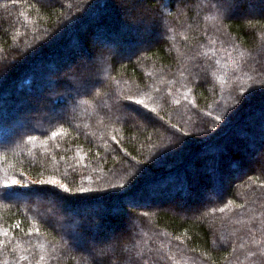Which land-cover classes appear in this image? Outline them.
<instances>
[{
  "label": "trees",
  "instance_id": "obj_1",
  "mask_svg": "<svg viewBox=\"0 0 264 264\" xmlns=\"http://www.w3.org/2000/svg\"><path fill=\"white\" fill-rule=\"evenodd\" d=\"M145 2L149 12L121 18L117 10L115 17L104 16L110 0H0V55L13 57L9 70L0 64V115L9 86L21 81L32 90L35 78L63 65L54 60L62 46L87 44L78 37L87 27L101 22L99 34L125 46L143 41L138 30L146 27L162 37L129 57L104 54L101 66L78 77L84 92L67 100L46 87V99L67 112L46 121L37 116L40 126L18 129L11 139L0 136V264H264V168L257 163V170L229 180L222 195L198 203L191 214L168 206L136 210V230L117 234L135 240L105 242L93 248V256L89 251L95 229L112 224L104 221L109 208L120 209L122 201L112 200L122 197L126 204L177 194L163 195L161 188L150 198L136 193L164 176L166 183H157L181 187L174 180L200 148L222 141L256 108L264 110V0L250 1L254 11L242 15L229 10L226 0ZM116 21L128 29L115 30ZM94 73L106 88L93 83ZM60 85L63 92L77 87L67 78ZM2 119L0 135L7 123ZM218 167L210 183L223 189ZM198 169L192 185L188 179L183 184L182 197L199 194ZM27 178L34 182L24 185ZM10 194H36L39 200L48 194L57 209L51 215L49 201ZM64 204L72 211L108 207L101 215L73 217Z\"/></svg>",
  "mask_w": 264,
  "mask_h": 264
},
{
  "label": "rangeland",
  "instance_id": "obj_2",
  "mask_svg": "<svg viewBox=\"0 0 264 264\" xmlns=\"http://www.w3.org/2000/svg\"><path fill=\"white\" fill-rule=\"evenodd\" d=\"M46 4H52L53 2H59L61 0H42ZM250 1H256V0H226V4L228 6L229 10L238 11L240 14H246L253 12L254 3ZM111 4L109 10L104 12V16H108V14H111L114 16L115 11L117 10L119 17L121 18L130 15H133L134 18H139L140 15H144V11H148V6H146L145 0H110ZM163 10H166V6L162 7ZM262 11H264V7H261ZM147 12V13H148ZM167 13V11H166ZM117 14V13H116ZM115 17V16H114ZM117 17V16H116ZM151 20L150 24H153V19L150 15L149 21ZM100 23H96L95 26H90L81 32H79L80 40L82 38L83 43L87 44H79L78 47L74 48V43L65 44L62 46L60 52L58 55L54 57V60H60L63 61V65L55 68H50V71L47 75H44V77L40 74L37 78H35L36 84L34 85L32 90H29L26 86L23 85L21 81L17 83H13L12 86H9L8 90V99L6 102V105L4 106V110L1 113L0 117L2 119V123H4L2 126L6 127V129L3 131V133L0 136H3L4 140H8L13 138L16 135V131L18 129H22L28 126H32L34 124L36 127L40 126L41 123L39 120L36 119L37 116L43 117L46 121V116H60L64 115L66 111L65 105L59 104L58 107L54 105V101H49L46 95H50L49 93H45L46 87L51 89V96H60L62 93L64 94L65 100H67L70 96H75L77 93L84 92L85 89L82 88L80 84H78V77L84 76L88 77L90 74V70H92L93 66L98 63L102 64L103 61V55L104 54H110L115 57H129L134 52H137L140 50V48L144 47L146 44H150L154 42L155 40L161 39V34L154 32L151 28L146 27L145 29L138 30L139 33L142 34L143 41L139 40L138 42L130 45L125 46L120 43L113 44L111 40L107 41L105 38L99 34L98 26H100ZM118 24V26H117ZM123 25V26H122ZM113 27H115V30L118 29L123 31V28L126 30L128 29L126 26H124V23L116 21V24L113 23ZM137 31V32H138ZM109 35V34H108ZM110 36V35H109ZM122 36V35H121ZM124 36V35H123ZM122 36V37H123ZM258 36L260 38L263 37V33H258ZM84 38V39H83ZM85 40V41H84ZM15 45L19 44L15 43ZM254 47H258L259 42L257 41V44H254ZM18 47H16L17 51L19 50ZM253 47V49H254ZM84 49L85 53L82 50ZM78 51V56L75 57L71 62H69V59L73 57V54H75L74 51ZM23 51L20 50L19 53L21 54ZM81 53V54H80ZM66 55V60L64 59ZM21 56V55H20ZM13 57L8 56L5 54L0 55V64L5 63V66L10 68L12 66ZM49 59L47 60V62ZM47 64V63H45ZM45 68H48L47 66H44ZM49 69V68H48ZM1 76V75H0ZM91 80H93V83H96L99 81L101 83L100 85L103 88H106V85L100 81L101 77L99 73H94L91 76ZM61 78H67L70 80H73L75 89L66 90L65 92L60 91L61 85H60V79ZM90 80V81H91ZM77 82V84H75ZM92 82V81H91ZM59 90V91H58ZM87 90V89H86ZM57 92V93H56ZM86 92V91H85ZM89 92V90L87 91ZM34 94L35 97L33 100H31L32 104L30 106L26 105V102L29 101L30 96ZM90 94V93H89ZM57 96V97H58ZM90 96H93L91 94ZM94 97V96H93ZM68 103V102H66ZM28 106V107H27ZM264 111L262 107L260 109H255L252 111L251 114H248L244 116L241 120L242 123L238 124V126L235 128V130H232L229 132V134L224 136L223 140L219 142L212 143L209 145L208 148H200L199 150L201 152H198L197 156L194 157L193 163L190 165L189 169L184 172L180 173L177 178H175L174 181H178L179 183H182L181 187L179 185H176V183L172 186L169 184L167 187L164 185H161L162 181H165L166 183V177L157 178L156 180L150 181L146 183L144 188L142 187L141 191L143 192H137L136 194L140 195V197L149 196L152 191H157L160 189L159 192H163L162 194L167 192L169 190L172 193H177V197L172 200H165V201H150L149 199L143 200L141 202L136 203H126L124 200H122V197L115 198L112 200L114 201H122L118 203L117 207H120V209L115 208H109V214L104 217V221L106 223L107 220L112 222L110 225H102L103 230L95 229L94 237L92 236L89 241L91 245V249H89L91 255H94V250L96 246L104 245L105 242L113 243L114 245L120 241L121 239L124 241H132L135 240V236H129V238L120 237L117 234L121 231H129V235H132V230L134 227H137L138 221L135 218L136 210H154L156 208H161L163 206H168L171 208V210H176V212H182L185 214H191L192 211L195 209L198 203H205L210 199H216L218 196L222 195L225 191V189L229 186V180H234L237 178H240L244 173L250 171V170H257L256 163L259 165V168H264V114H262ZM42 113V114H41ZM141 116V119H143V116ZM144 120V119H143ZM9 123V124H8ZM245 129L248 132H243L241 129ZM226 138V139H225ZM2 138H0V142L3 141ZM217 143V144H216ZM201 147V145H199ZM226 147V148H225ZM225 149V151L223 150ZM184 153V152H183ZM186 153L183 154V156ZM179 155H182V152L179 153ZM182 157V156H181ZM220 157V159H219ZM219 160V164H217ZM235 161L238 165H242L243 167L239 168L237 165H234ZM241 163V164H240ZM195 165V166H193ZM217 165H219V169H221V185L223 189H218L215 184H211L212 182V170H217ZM198 186L196 187V191L198 190L199 194H196L197 197H195L193 200H188V198H184L181 196V191L184 189L183 184H186V179H188L189 183L192 185L193 180H196V176L194 174V170L196 167L198 168ZM206 166V167H205ZM192 172V174H191ZM214 178V177H213ZM28 179V181H27ZM23 184H27L28 182L33 183L34 179L27 178ZM162 179V180H160ZM190 179V180H189ZM160 180L161 182L157 183V181ZM220 180V181H221ZM173 181V183H174ZM16 185H20L21 181H16ZM27 182V183H26ZM208 182V183H207ZM178 183V184H179ZM157 185V186H155ZM157 189V190H156ZM142 193L144 194L142 196ZM135 194V193H134ZM157 194V193H156ZM154 195L152 198H157L158 195ZM138 195V196H139ZM166 195V194H165ZM9 197L11 199H20L26 198V199H34V202H43L44 200L49 201V205L52 207V210H50L49 214L53 215V211L56 210L55 202H57L55 197H52L48 194H44L40 196V200L38 199L36 194H30L28 196L18 195V194H10ZM39 200H37V199ZM150 198V196H149ZM151 198V199H152ZM36 199V200H35ZM121 199V200H119ZM52 200V201H51ZM94 200V199H91ZM109 203V202H108ZM117 204V203H116ZM124 204L127 206L124 207ZM105 206V205H104ZM103 205L101 206H92L93 208L85 209L86 212H97L98 214H103L106 209ZM65 211L67 210L73 217L80 216L79 214H85V211H72L70 207H68L67 204L63 205ZM52 211V212H51ZM112 216V217H111ZM85 217V216H84ZM114 219V220H112ZM97 220V219H96ZM100 220V219H98ZM88 224V222H87ZM79 226V225H78ZM59 228H64V225H60ZM120 229H122L120 231ZM136 230V229H134ZM118 236V238H117ZM85 238V237H84ZM83 238V239H84ZM88 239V238H87ZM116 240V241H115ZM123 244V246H124ZM122 246V247H123ZM114 251L115 248L113 249ZM125 251V249H123ZM113 264H123L120 261H110Z\"/></svg>",
  "mask_w": 264,
  "mask_h": 264
},
{
  "label": "bare ground",
  "instance_id": "obj_3",
  "mask_svg": "<svg viewBox=\"0 0 264 264\" xmlns=\"http://www.w3.org/2000/svg\"><path fill=\"white\" fill-rule=\"evenodd\" d=\"M86 29H90V28L87 27ZM79 50H82V51L85 53V50H84V49H79ZM79 50H78V51H76V50L74 51L75 54H73V57H72L71 59H69V62H71L75 57L78 56ZM80 54H81V53H80ZM34 97H35L34 94H32V95L30 96L29 101H30L31 104H32L31 100H33ZM176 197H177V194L168 195V196H162V197H160V198H157V201L172 200V199H174V198H176ZM190 199L192 200L193 197H192V196L188 197V200H190ZM154 200H155V198L150 199V201H154ZM107 214H108V213H107ZM111 217H112V216H111Z\"/></svg>",
  "mask_w": 264,
  "mask_h": 264
},
{
  "label": "snow or ice",
  "instance_id": "obj_4",
  "mask_svg": "<svg viewBox=\"0 0 264 264\" xmlns=\"http://www.w3.org/2000/svg\"><path fill=\"white\" fill-rule=\"evenodd\" d=\"M137 103H143V102H142V101H137ZM15 183H17V182L14 180V181H13V184H15ZM49 183L56 184L57 181L52 180V181H49ZM65 190H67V189H65Z\"/></svg>",
  "mask_w": 264,
  "mask_h": 264
}]
</instances>
